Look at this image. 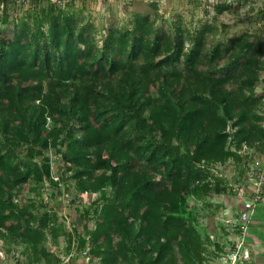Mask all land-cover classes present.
Masks as SVG:
<instances>
[{"label": "trees", "instance_id": "16d2710c", "mask_svg": "<svg viewBox=\"0 0 264 264\" xmlns=\"http://www.w3.org/2000/svg\"><path fill=\"white\" fill-rule=\"evenodd\" d=\"M148 6L100 26L75 2L0 9V245L26 264H63L50 238L64 257L98 264L230 262L237 240L226 244L224 225L214 240L199 216L223 207L216 196L241 193L247 145L264 156V33L166 27ZM233 159L234 185L216 170ZM45 185L52 196L61 186L97 195L84 214L93 227L68 231L65 218L42 214Z\"/></svg>", "mask_w": 264, "mask_h": 264}, {"label": "rangeland", "instance_id": "374dc122", "mask_svg": "<svg viewBox=\"0 0 264 264\" xmlns=\"http://www.w3.org/2000/svg\"><path fill=\"white\" fill-rule=\"evenodd\" d=\"M152 1L158 7V14L167 20L165 23L159 20L160 24H163L166 27L167 23L170 21L182 19L185 25L198 28H200L205 22H215L219 27L226 24L229 26L230 34H241L246 30L264 33V16H262L261 11H257L258 6L244 3V0L222 2V4L233 3L230 10L222 13L216 11V3L213 5V2H206L205 0H87L84 4L88 3V9H86V13H84L87 15L91 14L90 19L97 26L102 24L106 25L115 22L117 19L127 18L136 11L151 12V8L148 4ZM80 3H82V1H78V4ZM21 7L18 8L22 10L23 8ZM101 13L107 14L105 19L98 17ZM249 88L253 90L255 85L252 84ZM258 92L260 94L263 93L264 88L260 87ZM49 155L51 158V164L55 167L54 171L57 172L60 170L58 158L52 151ZM241 155L248 165V172L244 178L240 179V184L238 185L241 193L238 192L236 194L232 191L224 196H216L213 202L215 204H224L225 206L223 205V207H213L205 210L202 209V215L199 216L200 223L205 224L208 227L214 240H221L222 235L225 232L223 230V227L225 226L226 232L229 233L227 235V241L229 243H226L228 245L241 238L235 231L236 219L240 211L238 208L240 202L250 199L252 195L250 193L257 191L258 188L263 189V192L261 195L262 200L257 204V207H259L264 200V176L262 177V173L264 172V156L258 153L253 146L248 145L242 150ZM236 161V159H233V161H231L226 167L221 166L216 169L218 172L223 173L232 185H234V178L238 176L237 169L239 166L235 165L237 163ZM42 162L43 161H40V165ZM260 169L263 170L258 174ZM52 173L54 174V172ZM61 174L64 178H68L69 183L72 181L70 173H64L63 170H61ZM259 175L262 177L261 179L258 178ZM28 186V184L24 186L20 197H18L21 203H26ZM52 192L53 187L48 185H45V188L42 190V198L44 199L43 205L45 206L41 209L42 214L46 216L47 214L57 213L59 216L65 218L68 231H72L73 226H75L81 233H83L86 229L93 227L94 219L91 218L93 215L90 217L91 220H87V218L84 217V214L86 210L91 214H94L91 202L96 199L97 195L85 193L77 196L74 188L68 192L65 186H61L60 190H58L54 196H52ZM257 207L255 208V211ZM255 211L253 215L255 214ZM253 215L251 216V222H253ZM250 232L251 231L243 235L246 244ZM228 248L229 247H227V249ZM48 250L61 256L63 258V264H98L96 259H93L90 256L87 257L84 253L79 255L76 251H73L70 256L64 257L61 250L52 242L51 238L48 244ZM226 259L227 258L224 256L219 258L213 256L211 263L223 264L226 262ZM26 260L27 258L25 254L19 248L12 249V251L8 252L0 245V264H26ZM242 263L244 262H238L236 264ZM228 264L232 263L228 262Z\"/></svg>", "mask_w": 264, "mask_h": 264}, {"label": "built area", "instance_id": "2783aa9c", "mask_svg": "<svg viewBox=\"0 0 264 264\" xmlns=\"http://www.w3.org/2000/svg\"><path fill=\"white\" fill-rule=\"evenodd\" d=\"M76 1L77 0H11V2L16 4L17 6H30L34 2L48 3V4L55 5V6H65L66 4L76 2ZM209 1L213 3H222L225 1L234 2V0H209ZM4 2L5 0H0V9L3 7ZM262 170L263 169H260V172L258 174H260ZM263 176H264V172L262 173V177ZM262 177H260V175L258 176V178L260 179ZM262 192H263V189L258 188L257 191L250 193L252 194L250 199H246L242 203V209H241V214H240L242 233H241V238L237 242H235L234 249L230 254V262L232 264H236L238 262H246L250 259L251 250L248 248L247 244L244 242L243 235L251 230V227H250L251 216L253 215L255 208L257 207V204L262 200V196H261Z\"/></svg>", "mask_w": 264, "mask_h": 264}, {"label": "crops", "instance_id": "0c3cea01", "mask_svg": "<svg viewBox=\"0 0 264 264\" xmlns=\"http://www.w3.org/2000/svg\"><path fill=\"white\" fill-rule=\"evenodd\" d=\"M78 1L79 2L82 1V3L78 4ZM205 1L209 2V0H205ZM86 2L87 0H77L75 2V9L79 10L80 13L81 12L84 13L86 9H88L87 6L88 3L84 4ZM244 3L257 5L258 6L257 11H261V13L264 11V0H244ZM214 4L215 3H213V5ZM106 15H107L106 13H101L98 15V17L105 19ZM241 208H242V202H240L239 204V209ZM252 220L253 222H251V230H250L251 232L247 237V245L251 250V258L249 261H246L242 264H264V200L262 204L259 207H257Z\"/></svg>", "mask_w": 264, "mask_h": 264}]
</instances>
